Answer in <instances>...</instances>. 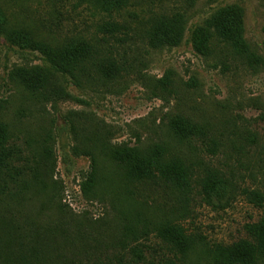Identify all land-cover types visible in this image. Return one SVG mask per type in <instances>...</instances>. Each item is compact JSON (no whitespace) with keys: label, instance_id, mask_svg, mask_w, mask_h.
<instances>
[{"label":"rangeland","instance_id":"obj_1","mask_svg":"<svg viewBox=\"0 0 264 264\" xmlns=\"http://www.w3.org/2000/svg\"><path fill=\"white\" fill-rule=\"evenodd\" d=\"M233 3L244 9L245 36L262 57L259 67L222 46L199 54L188 32L173 48L153 49L141 38L153 12L184 9L191 28ZM0 7L13 27L47 42L105 38L127 68L115 79H83L79 86L58 75L73 98L44 99L10 77L15 66L42 64L41 55L0 37V121L21 152L16 164L28 180L0 195V264L106 262L122 241L171 257L153 233L124 231L139 219L179 224L210 245L248 239L246 225L264 215L243 194L264 193V0H200L190 7L182 0H142L113 16L127 27L115 39L99 32L109 17L92 0H0ZM125 37L124 44L116 43ZM176 118L210 127L220 149L210 154L198 140H177L170 129ZM116 144H163L193 173L192 191L181 194L161 182L127 178L108 152ZM92 162L97 183L84 195L80 185ZM208 170L233 181V196L223 207L199 194L196 180ZM203 248L198 242L184 264H208L198 257Z\"/></svg>","mask_w":264,"mask_h":264},{"label":"trees","instance_id":"obj_2","mask_svg":"<svg viewBox=\"0 0 264 264\" xmlns=\"http://www.w3.org/2000/svg\"><path fill=\"white\" fill-rule=\"evenodd\" d=\"M142 0H92L95 8L106 14L109 19L99 25V32L110 38H118L125 25L113 19L114 15L128 10ZM186 7L193 6L200 0H182ZM186 10L153 12L141 30V38L153 49L173 48L181 45L186 33L193 49L204 56L211 55L216 46L230 50L254 68L259 67L262 57L253 49L245 36L244 9L239 4H226L217 7L201 23L188 28ZM0 37L11 46L41 55L43 63L15 66L10 77L34 96L44 99L73 98L58 83L57 76H68L73 84L81 81L101 79L104 82L115 79L120 71L127 69L123 62L113 56V50L105 38L94 40L86 37H70L57 43L36 38L29 30L13 27L5 11L0 7ZM127 40L117 39L122 45ZM128 65V64H127ZM164 83V79L161 80ZM173 136L180 142L200 141L205 151L216 154L221 140L211 133V128L192 123L183 118H176L170 123ZM163 144H154L148 148L116 144L108 148L112 159L124 170L127 178L138 182H161L168 188L181 194L192 191L193 173L186 162L177 155H168ZM20 150L10 143L7 125L0 121V195L11 192L10 185L16 190L23 188L28 180L16 164ZM95 166L91 163L90 171L80 185L84 195H89L96 186ZM199 194L212 205H227L234 193L233 181L215 170L206 171L196 180ZM243 194L250 203L264 211V193L244 190ZM125 232H137L148 236L153 233L171 257L157 254V251L143 249L139 244L127 245L121 242L120 248L106 262L92 264H178L186 263L189 255L196 250L198 242L203 245L198 257L208 264H264V215L254 223L246 225L248 239L229 245L208 244L192 237L176 223H151L148 220L129 222ZM160 259L156 261V258Z\"/></svg>","mask_w":264,"mask_h":264}]
</instances>
